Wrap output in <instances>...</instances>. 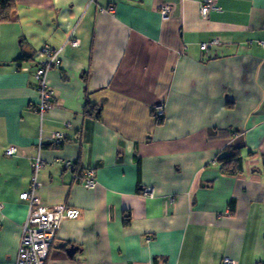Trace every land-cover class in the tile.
<instances>
[{"label":"crops","instance_id":"0c3cea01","mask_svg":"<svg viewBox=\"0 0 264 264\" xmlns=\"http://www.w3.org/2000/svg\"><path fill=\"white\" fill-rule=\"evenodd\" d=\"M18 1L0 22V264H17L37 165L42 203L80 209L45 264H264V0L207 16L204 0ZM45 45L61 63L42 114Z\"/></svg>","mask_w":264,"mask_h":264},{"label":"built area","instance_id":"2783aa9c","mask_svg":"<svg viewBox=\"0 0 264 264\" xmlns=\"http://www.w3.org/2000/svg\"><path fill=\"white\" fill-rule=\"evenodd\" d=\"M161 13L163 18H168L170 6H161ZM213 5L209 0H204L201 3V14L207 16ZM77 41L74 40V44ZM209 44L205 42L202 45L203 49L208 48ZM44 60L36 68V78L40 82L39 93L41 95L39 110L40 113H44L46 109L52 107L53 92L51 91L46 81V75L51 68L58 66L61 63V59L58 57V50L52 49L50 46L45 45L43 48ZM159 114H162L163 108H158ZM58 138L61 140L63 134L59 132ZM16 146L9 147L6 152L8 155H13L16 151ZM36 163H41L40 158L36 160ZM67 167L69 169L75 168V163L67 161ZM40 165L36 166L34 181L32 187L27 191L20 194V197L30 201V212L27 218V222L23 227V235L20 242V248L18 251L17 264H45L48 252L52 246V242L58 234V230L65 218H74L80 215V209L77 207H70L66 203L47 206L44 205L40 199L35 195V190L38 187V169ZM85 177L83 183L87 186L95 185V172L92 169L85 171ZM147 192V191H146ZM0 207L2 204L0 203ZM225 264H236V260L232 257H226Z\"/></svg>","mask_w":264,"mask_h":264},{"label":"trees","instance_id":"16d2710c","mask_svg":"<svg viewBox=\"0 0 264 264\" xmlns=\"http://www.w3.org/2000/svg\"><path fill=\"white\" fill-rule=\"evenodd\" d=\"M18 0H0V22L8 21L13 19L14 16V10L16 9L18 5ZM24 58V56H21V59ZM27 58V57H26ZM39 109V108H38ZM242 148L240 147H234L233 150L227 154L220 157L218 160L223 167V170L226 173L229 174H237L244 170V164H243V154H241ZM140 166V163H139ZM76 168H74L73 171H75ZM85 177V174L82 176H79V181L83 182ZM231 207L234 210L235 207V201L232 202ZM129 220V219H128Z\"/></svg>","mask_w":264,"mask_h":264},{"label":"water","instance_id":"95a60500","mask_svg":"<svg viewBox=\"0 0 264 264\" xmlns=\"http://www.w3.org/2000/svg\"><path fill=\"white\" fill-rule=\"evenodd\" d=\"M76 249H77V246L75 245H71L68 249H67V252L68 254H70L71 256H73L75 253H76Z\"/></svg>","mask_w":264,"mask_h":264}]
</instances>
